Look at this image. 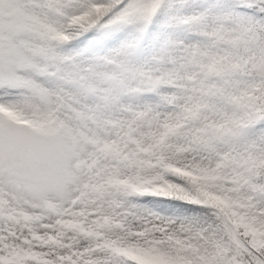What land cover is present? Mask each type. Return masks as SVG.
Segmentation results:
<instances>
[{
	"label": "snow or ice",
	"instance_id": "obj_1",
	"mask_svg": "<svg viewBox=\"0 0 264 264\" xmlns=\"http://www.w3.org/2000/svg\"><path fill=\"white\" fill-rule=\"evenodd\" d=\"M0 264H264V0H0Z\"/></svg>",
	"mask_w": 264,
	"mask_h": 264
}]
</instances>
